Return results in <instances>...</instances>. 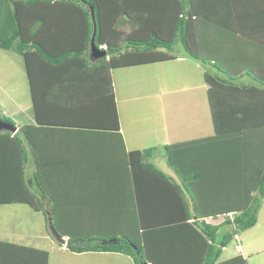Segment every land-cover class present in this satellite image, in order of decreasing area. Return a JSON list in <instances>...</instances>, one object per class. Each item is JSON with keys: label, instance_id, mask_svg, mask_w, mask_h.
<instances>
[{"label": "trees", "instance_id": "trees-1", "mask_svg": "<svg viewBox=\"0 0 264 264\" xmlns=\"http://www.w3.org/2000/svg\"><path fill=\"white\" fill-rule=\"evenodd\" d=\"M43 6L80 12L85 26L80 46L74 47L82 34L68 35L65 21L59 16L48 20ZM134 11L147 14L135 31L123 38L117 31L107 36L121 15ZM32 17L30 36L47 30L48 47L24 39ZM156 24L172 30V37L166 38L160 28L150 30ZM94 31L95 45L106 43V55L98 59L89 55ZM62 37L66 46L60 45ZM0 47H14L25 57L34 54L33 65L41 72L60 67L76 71L71 63L79 60L96 80L104 74L107 82L111 68L158 60L157 50L213 67L203 78L214 133L163 146L165 162L178 180L153 161L156 146L127 152L136 209L131 231L84 238L65 234L55 216V201L36 170L41 151L35 144L43 137L51 141L52 132L66 131L64 126L23 125L15 133L0 131V204L23 203L43 212L52 234L59 242L67 235L66 246L74 252H117L130 256L133 264H248L240 254L218 259L239 231L256 224L264 199V142L255 139L264 127V0H0ZM31 159L34 170L29 175L26 164ZM220 216L221 222H211ZM226 225L230 228L221 232ZM48 262L47 250L0 239V264Z\"/></svg>", "mask_w": 264, "mask_h": 264}, {"label": "crops", "instance_id": "crops-1", "mask_svg": "<svg viewBox=\"0 0 264 264\" xmlns=\"http://www.w3.org/2000/svg\"><path fill=\"white\" fill-rule=\"evenodd\" d=\"M43 10L46 11L48 20H53L56 16H59L56 17L58 20L62 19V23L65 21L63 27L68 30L67 34H70V32H80L82 35L78 36L74 47L82 44L85 26L83 20H81L80 12L67 6L52 10L43 6ZM170 15L172 14L170 13ZM145 16L147 14L140 15L137 11L121 15L117 20L116 26L112 27L111 25L109 27L110 32L107 36L114 35V31L123 32L122 38L127 36L140 26L141 23L139 21ZM156 25L158 27L154 29L150 28V30L160 28L162 30L161 33L166 34V38L172 37V30L167 29L165 25ZM27 28L29 29L28 24L27 27L25 26V32L23 33L25 40L30 39V33ZM59 29L61 32H64L63 28L59 27ZM46 33L48 34L47 30ZM46 33L40 32L39 35L31 37H36V40L43 43L46 47L48 44ZM64 37L59 39V41L60 45L64 44L66 46V41L63 42ZM60 45L56 47H61ZM102 45L103 47L106 46L105 41ZM161 53L168 57H173L165 52L156 51V54L159 56H161ZM33 55L28 53L27 57L22 55L26 81L28 80L27 83L30 88L29 97L32 114L28 116L26 123H18L16 127L17 129L23 125H42L49 128L53 127V125L66 127V131L58 132L61 130H57L56 133L53 131L52 133L55 134V137L54 139L50 137L51 141L44 142L46 138L43 137V141L36 140L35 142L41 151V162L36 167V170H39L43 183L49 190L52 200L55 201L57 210L55 216L58 217L59 223L63 224L65 234L84 238L99 233H106L108 235L115 232L131 231V225L136 218V209L134 207L133 169L127 167L126 154L128 151L137 149H129L125 144V138L122 134L118 101L111 72L114 68L109 70L110 82H107L104 74H100L101 79L96 80L95 74L93 73L92 76L79 60H74L71 63V67L75 68L76 71L63 70L60 67L56 71L50 70L49 72V70H44L41 72L33 65L36 62V58L34 61ZM107 58L109 61L110 58ZM158 60L145 61L144 64L160 62ZM131 65H136V63L116 68ZM31 75L33 77L30 82L29 78ZM246 79L243 78L245 82H247ZM41 82H46L44 88L40 87ZM176 90L179 91L178 89ZM1 110L3 112V109ZM165 125L162 126V130L155 134V137H160L159 142L161 143L157 144L160 146L157 151L158 155L157 157H153V159L155 164L164 173L178 180L175 173L171 172V168H166L168 166H165L167 164L163 157L162 149L165 144H170L167 142H171L170 135L172 133L168 132L169 127ZM118 132L121 135L116 134ZM177 132L182 135L181 129L176 130L173 134H177ZM258 133L255 139L263 143L264 127L259 129ZM155 137L152 139V143H155ZM190 139L195 138H183L181 141ZM157 145L156 147H158ZM26 168H28L27 174H32L34 170L32 159L26 164ZM31 187L35 189L32 184ZM25 205L23 203L0 204V225L4 224L6 226V224H10L9 222L13 216L25 217V219L20 221L21 223L16 224V229L14 226L12 227L11 230L14 229V232L9 231L10 227L7 228L8 234L4 235V238L7 241L19 242L18 244L47 250L49 253L48 264H51V258H53L51 252L57 260L63 257L66 251L70 255L78 257H96L99 262L133 264L130 256L117 252L71 251L66 246L68 236H63V242L60 243L49 230L50 227L47 224L46 215L41 211H36L38 215H35L31 212V209L30 211L28 210L30 206ZM263 206L264 199L261 200L260 211ZM231 215L232 213H229V216ZM217 219L223 220L224 217L220 216ZM31 222L36 225L33 226ZM28 225H31V227ZM229 228L230 226L226 225L221 229V232L227 231ZM21 239L22 243L18 241ZM38 242L45 246H38ZM226 247L228 246L224 248ZM243 247L246 246L243 244L235 246L232 251L233 253L227 257H225L226 255H222L223 248L220 255V257H223H219L218 262L240 254L250 264L249 259H251L254 253H261L264 249V244H258L255 251L244 250ZM262 263L264 264V259Z\"/></svg>", "mask_w": 264, "mask_h": 264}, {"label": "rangeland", "instance_id": "rangeland-1", "mask_svg": "<svg viewBox=\"0 0 264 264\" xmlns=\"http://www.w3.org/2000/svg\"><path fill=\"white\" fill-rule=\"evenodd\" d=\"M30 20V22L27 21L28 25L32 24L35 18L32 17ZM117 33L124 35L120 31ZM34 39L36 37L30 36L29 40ZM19 54L14 47L10 49L0 47V117L3 120L12 121L15 125L26 123L28 116L32 114L30 88L28 80L26 81L23 58ZM160 57L161 60H158L160 62L141 63L111 70L122 134L129 149L144 150L160 144V137H155V134L162 130L165 124L169 127L168 132H172L171 142H167L170 144L179 142L183 138L204 137L213 133L206 98L207 85L203 74L204 72L213 73L214 68L208 64L203 65L188 56H177L174 59V56L168 57L161 53ZM157 129L159 130L156 131ZM178 129H181L182 135L178 132L173 134ZM154 137L155 143H152ZM157 146V148L160 147ZM170 170L173 172L172 169ZM30 209L32 213L38 215L32 208L28 210ZM259 209L256 224L247 230L239 231L237 236L229 242L228 247L224 248L223 256L231 255L235 246L243 244L246 246L243 247L244 250L255 251L258 244H264V206L261 211ZM23 219H25L23 216H13L10 224L0 225V239L5 240L4 235L8 234L7 228L10 227L9 231L14 232V229L11 230L12 227L16 229V224L21 223ZM221 221L216 219L211 222L217 224ZM31 224L36 225L32 222ZM28 226L31 227V225ZM18 241L22 243V239ZM37 245L45 246L39 242ZM52 255L51 264H112L99 262L96 257L92 256L87 258L70 255L67 251L63 254L64 258L60 257L57 260L51 252ZM263 259L264 249L261 253H254L249 260L250 264H263Z\"/></svg>", "mask_w": 264, "mask_h": 264}, {"label": "water", "instance_id": "water-1", "mask_svg": "<svg viewBox=\"0 0 264 264\" xmlns=\"http://www.w3.org/2000/svg\"><path fill=\"white\" fill-rule=\"evenodd\" d=\"M91 14H93L92 8H91ZM94 33H95V31L93 32L92 38L90 41V54L89 55H90V58H92V59H98V58L106 55V50L102 49L101 47H97L95 45ZM3 130L15 133L17 131V127L15 124L8 122V121H5V120H2L0 118V131H3ZM141 264H148V263L141 262Z\"/></svg>", "mask_w": 264, "mask_h": 264}, {"label": "clouds", "instance_id": "clouds-1", "mask_svg": "<svg viewBox=\"0 0 264 264\" xmlns=\"http://www.w3.org/2000/svg\"><path fill=\"white\" fill-rule=\"evenodd\" d=\"M102 48V47H101ZM61 240H63V238H61Z\"/></svg>", "mask_w": 264, "mask_h": 264}]
</instances>
